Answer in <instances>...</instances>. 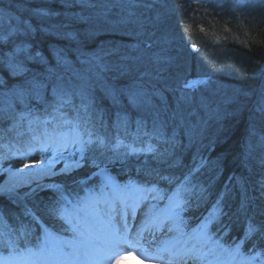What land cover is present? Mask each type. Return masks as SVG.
Instances as JSON below:
<instances>
[{"label":"trees","instance_id":"obj_1","mask_svg":"<svg viewBox=\"0 0 264 264\" xmlns=\"http://www.w3.org/2000/svg\"><path fill=\"white\" fill-rule=\"evenodd\" d=\"M39 10L48 15H39ZM0 37V108L6 109L0 112L1 177L13 170H34L24 165L39 166L55 156L38 148L26 154L24 145L33 134L51 130L43 121L58 115L53 113L58 85L72 94V105L62 109L69 117L82 96L94 101V131L105 139V146L93 144L85 152L83 166L10 193L0 191V211L7 214L10 227L30 220L22 215L25 206L37 211L59 197L51 185H60L69 200L77 201L87 195L84 187L103 182L97 175L100 169L125 184L143 180L152 168L183 176L202 162L193 183L204 185L208 199L184 213L189 226L195 227L221 195L226 215L211 230L225 246L244 237L250 220L264 224V0H0ZM25 44L35 58L26 60L21 54L18 59L24 60L27 71L12 75L3 61ZM101 50L107 81L96 82L91 71L84 81L63 68L62 57L82 67ZM34 80L44 87L33 90L29 82ZM192 80L208 83L184 89V82ZM22 87L29 89L24 103L14 95ZM108 89L117 90L118 102L106 94ZM136 90L146 93L147 102L140 107L128 101L127 93ZM21 113L30 115L21 120ZM118 113L127 115L126 127ZM154 120L156 126L163 124L166 138L175 136L180 142L168 160L170 164L178 159V166L170 168L151 155H126L124 145L136 139L137 121L144 126L135 147L150 142L159 151L170 148L143 135L153 131ZM192 129L195 138L190 144ZM117 138L124 145L117 146ZM63 157L57 167L54 164L57 173L65 162L80 159H72V152ZM253 248L264 251V233L246 239L241 250Z\"/></svg>","mask_w":264,"mask_h":264},{"label":"snow or ice","instance_id":"obj_2","mask_svg":"<svg viewBox=\"0 0 264 264\" xmlns=\"http://www.w3.org/2000/svg\"><path fill=\"white\" fill-rule=\"evenodd\" d=\"M38 14L48 15L43 10H39ZM140 27L143 28L142 23ZM3 39L0 37V40ZM21 54L26 60L35 58L26 44L7 53V59L3 63L12 75H21L27 71L24 60L18 59ZM104 54L101 50L93 54L89 61L99 70L98 75L108 70V65L103 63ZM40 55L39 52L35 54L36 57ZM29 83L33 90L44 87L39 81ZM207 83L206 80L185 81L183 88L195 90L198 85ZM54 92L56 103L53 105V113L58 115L49 113L53 115V120L43 121L45 125H52L51 131H44L40 136L33 134L31 140L24 145L26 154H31L37 148L41 152H55L56 155L52 158L41 161L39 175L43 176L64 174L69 168L83 166L85 152L91 145L105 146L104 137L94 131V101L82 96L80 107L74 108L75 115L69 117L62 109L72 105V94L62 85H58ZM28 94L29 89L23 87L16 89L14 93L21 103H24ZM106 94L114 102H118L117 90L108 89ZM127 96L129 104L134 107L147 102L143 90L129 91ZM185 98L190 99V93H186ZM84 99H87V103L83 102ZM5 111V108H0V112ZM26 115L30 113H21L20 119L24 120ZM117 115L118 121L126 127L127 115ZM159 118L157 113L156 120ZM156 120L153 122V131L144 132L143 135L168 144L170 148L159 151L150 142H146L145 147H135L136 140L140 138V129L144 126L143 121H137V135L132 143L124 145L117 138V146L124 145L126 155H151L170 168L178 166V159L172 160L170 164L168 160L180 142L175 136L166 138L163 124L156 126ZM188 137L190 144L194 142V129L189 130ZM69 148H75L80 153V159L72 163L65 162L59 173L54 172V164L64 158L63 153ZM202 166L203 162L183 176L171 173L166 175L163 170L152 168L144 173L143 180L129 179L125 184L118 183L107 174L106 169H100L97 175L104 178L103 182L94 188L84 187L83 191L87 195L77 201L69 200L60 185H51L60 192L59 197L38 209L39 215L37 211L25 206L22 215L30 217L27 223L20 222L18 227L12 228L5 221L7 214L0 211V264H112L114 260L118 261L128 255L127 249L137 247L150 255L156 264H264V251L253 248L245 253L241 250L246 239L254 234L264 233V224L258 225L250 220L244 237L234 246H225L211 230L212 225L219 224L226 215L222 195L195 227L189 226L184 213L199 208L208 199V191L204 185L193 183L195 173ZM24 167L31 168L34 165L25 164ZM13 175L19 176L20 170ZM22 182L18 180L7 186H0V191L10 193ZM162 184L166 187H162ZM241 207L244 208L245 205L242 204ZM142 208V219L133 233L130 221L136 219L137 212ZM165 228L167 233L173 235L157 242V232H162Z\"/></svg>","mask_w":264,"mask_h":264},{"label":"rangeland","instance_id":"obj_3","mask_svg":"<svg viewBox=\"0 0 264 264\" xmlns=\"http://www.w3.org/2000/svg\"><path fill=\"white\" fill-rule=\"evenodd\" d=\"M61 59L64 61V64H63L64 67L63 68H66L67 71L70 73V75L78 76L80 79L86 81V80H89V78H90V74L88 73V71H91L93 74V78L96 82L101 83L102 81H107L104 77L103 72L99 73V75L97 74L99 70L94 66L93 63H90L89 60H87L86 66L83 65L82 67L81 66L75 67L73 64L66 63V61L64 60L63 57ZM60 67H61V65H60ZM39 77L43 78L44 75L42 74ZM66 152H68V153L72 152V154L75 153L74 155H72V159H76L80 156V153H76L75 148H69L64 153H66ZM53 155H56L55 152ZM59 161H60V159H59ZM40 166L41 165L34 166L33 167L34 170H31V171L22 170V171H20L19 176L13 175L14 173L17 172V170L9 171L5 175L4 178L1 177V173H0V186H7L8 183L15 182L18 180L23 181L22 183H19L16 186V188H17L19 186H23V185L32 183L33 181H36L38 179L43 178L45 176L39 175ZM55 166L57 167L58 164L56 165V163H55ZM55 166H53V169H52L54 172H55V170H54ZM142 211H143V208L141 209V211L137 212L136 219L134 221H130V227L132 228L133 233H134L136 227L140 224V221L142 219V215H141ZM171 235H173V233H167L166 228H165L164 231L157 232V234H156L157 242H159V240L166 239ZM127 251L129 253L128 255L124 256L123 259H120L118 261L114 260L112 262V264H156V262L151 258L150 255H147V254L141 252L138 247L132 248V249H127Z\"/></svg>","mask_w":264,"mask_h":264},{"label":"bare ground","instance_id":"obj_4","mask_svg":"<svg viewBox=\"0 0 264 264\" xmlns=\"http://www.w3.org/2000/svg\"><path fill=\"white\" fill-rule=\"evenodd\" d=\"M184 123L187 125L188 123H190V120H185Z\"/></svg>","mask_w":264,"mask_h":264}]
</instances>
